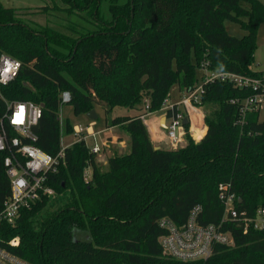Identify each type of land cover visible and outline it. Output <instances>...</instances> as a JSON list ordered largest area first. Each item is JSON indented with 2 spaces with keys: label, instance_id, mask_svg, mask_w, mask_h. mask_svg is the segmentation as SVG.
Masks as SVG:
<instances>
[{
  "label": "trees",
  "instance_id": "16d2710c",
  "mask_svg": "<svg viewBox=\"0 0 264 264\" xmlns=\"http://www.w3.org/2000/svg\"><path fill=\"white\" fill-rule=\"evenodd\" d=\"M45 1L31 14L61 19L58 28L26 21L0 1V56L21 62L18 76L0 85V134L4 126L9 137L17 136L4 120L7 103L32 102L41 107L34 144L58 156L62 132L74 130L60 119L62 94L69 92L67 104L76 116L102 106L107 128L122 126L130 151L110 156L102 171L87 142L66 147L47 173L46 185L55 197L43 195L22 208L14 224L2 221L0 247L32 264H264V230L244 223L264 209V112H243L244 101L254 94L251 88L205 84L201 105L214 107L206 117L207 133L200 141L188 134L187 144L176 149H155L143 114L110 115L116 107L140 105L144 113L161 111L174 86L182 94L202 81L206 63L209 70L264 84V74L254 69L264 4ZM226 21L247 34L230 35ZM7 155L0 151V214L12 194ZM230 195H236L239 217L224 220ZM198 206V222L221 226L234 244H218L211 257L193 263L166 256L159 221L183 225ZM17 237L19 244L10 246Z\"/></svg>",
  "mask_w": 264,
  "mask_h": 264
},
{
  "label": "built area",
  "instance_id": "2783aa9c",
  "mask_svg": "<svg viewBox=\"0 0 264 264\" xmlns=\"http://www.w3.org/2000/svg\"><path fill=\"white\" fill-rule=\"evenodd\" d=\"M21 62L7 54L0 56V85H5L14 80L20 71ZM202 81L189 91L181 94L179 101L167 99L161 111L157 113H144L141 118L148 125L149 116L152 114L163 115L166 118L165 130L168 143L173 149L179 148L184 142L186 129L193 125L196 115L202 118L203 128L206 129L204 112L201 113V102L205 92V84L210 82H229L239 88H251L254 94L249 96L243 105L244 116L250 112H264V84L262 80L232 72L209 70L208 63L201 67ZM71 100L69 92H63L62 102L67 104ZM41 117V107L32 102H9L4 120L16 132L17 136L9 137L7 130L2 129L0 134V151H8L4 160L6 172L11 181V197L6 201L0 214L2 221L14 224L22 208L32 206L43 195L54 198L56 192L46 185L47 173L58 164L59 158L64 156L63 147L56 157H52L39 149L34 142L37 135L34 127ZM185 118L188 125H184ZM207 130V129H206ZM72 144L93 139L94 145L90 146L93 153L99 155L104 151L108 141L98 142L99 132L89 133L87 128L79 126L73 130ZM71 144V145H72ZM88 173V172H87ZM86 178L89 175L86 174ZM223 198V195L221 196ZM236 195H230L225 201V218H238ZM202 208H194L187 222L177 225L169 219H161L159 226L164 229V234L159 238L163 253L183 263H193L207 260L212 256L214 247L218 244L233 245L234 239L229 232L221 230V226L202 225L198 222ZM244 216V214H243ZM245 228L253 225L255 229L264 230V209H260L255 219H244ZM17 239L10 242V246H17ZM0 264H32L5 248L0 247Z\"/></svg>",
  "mask_w": 264,
  "mask_h": 264
},
{
  "label": "rangeland",
  "instance_id": "374dc122",
  "mask_svg": "<svg viewBox=\"0 0 264 264\" xmlns=\"http://www.w3.org/2000/svg\"><path fill=\"white\" fill-rule=\"evenodd\" d=\"M0 1L3 3L5 7L18 10V12L22 14L24 20L26 21L30 22L31 20V22H35L44 26L49 25L55 28H58L57 26H60V23L64 24L61 19L58 20L54 16H48L41 13L31 14V11H36L37 9L45 6L46 5L45 0H0ZM260 1L264 4V0H260ZM225 26L228 33L232 36L242 38L247 34V32L236 23L226 21ZM254 69L264 74V24H262L258 30L257 50L255 53ZM170 96H171L170 101L172 100L179 101L181 93L179 92L177 86H174L172 88L170 92ZM138 107H116L114 108V110L111 112L110 115L112 117H116V116H136V115L144 114L142 108L143 105H140ZM213 109H214L213 104L201 106V113L204 112V116H205L204 119L205 124H206L207 115L210 113V111H213ZM93 110L96 111V114L98 116L97 119H90L87 117V114L76 116L74 114L72 106L65 104L62 106L61 109L60 119L63 125L69 122L73 126L74 130L78 129L79 126H82L84 128H87L89 133H93V132L101 133L98 142L101 143L103 139H105L104 141H108V143L107 146L104 148V151L101 154L97 155V161L100 163L99 165L100 169L102 171H106L108 169L107 162L110 156H113L114 154H125L130 151L129 142H128L129 138L126 131L120 125L112 126L110 127V129L107 128L106 126L107 114H106V110L102 106L97 105L96 108ZM158 116L159 114H152L151 116H149L147 122L148 125L146 126L148 128L150 138L152 139L155 146L158 148H161V146H163V148L166 149H173L172 145L168 143L166 132H164L163 129H161L160 131L158 128V125L156 123ZM196 116L197 117H194V120H192L194 124L193 125L191 124L186 129V136L190 134L194 140L200 141V138L205 137L206 129L208 128H207V124L205 130L201 128L200 126L203 127V122L201 121L202 118H200V116L198 115ZM262 116H263V112H262ZM152 117L155 118L152 119ZM158 138H160L159 141ZM161 138H166L165 140L163 139V142L166 143L165 145H162L163 143L161 141L162 140ZM75 140L76 139L74 138V133L63 134L62 132L63 147L71 145ZM87 144L89 146H93L94 145L93 139L87 140ZM186 144L187 141L184 140L183 143H180V146H184ZM88 173L91 172L88 171ZM15 239H17L20 242L19 237L14 238L13 240Z\"/></svg>",
  "mask_w": 264,
  "mask_h": 264
},
{
  "label": "water",
  "instance_id": "95a60500",
  "mask_svg": "<svg viewBox=\"0 0 264 264\" xmlns=\"http://www.w3.org/2000/svg\"><path fill=\"white\" fill-rule=\"evenodd\" d=\"M87 117L90 119H97L98 118L95 110H92L91 112H89L87 114ZM165 122H166V118L164 117L161 121V126L165 127L166 126ZM184 125H188V119L187 118H185V120H184ZM155 149L158 150L160 148L156 147Z\"/></svg>",
  "mask_w": 264,
  "mask_h": 264
},
{
  "label": "crops",
  "instance_id": "0c3cea01",
  "mask_svg": "<svg viewBox=\"0 0 264 264\" xmlns=\"http://www.w3.org/2000/svg\"><path fill=\"white\" fill-rule=\"evenodd\" d=\"M155 117H152V119H154ZM164 118V116L163 115H159L158 117H157V121H156V123H157V125H158V128H159V130L161 131V129H163V131L164 132H166V130H165V127H163V126H161V121H162V119ZM110 129V128H109ZM100 133V132H99ZM199 133V132H198ZM206 133H207V130H206ZM205 133V134H206ZM100 135H101V133H100ZM199 136H201V135H199ZM102 139V138H101ZM162 140V145H165L166 143L165 142H163V139L165 140L166 138H161ZM202 138H200V140H201ZM103 140H105V139H103ZM160 140V138H158V141ZM161 148H163V146H161ZM166 149V148H165Z\"/></svg>",
  "mask_w": 264,
  "mask_h": 264
},
{
  "label": "bare ground",
  "instance_id": "6f19581e",
  "mask_svg": "<svg viewBox=\"0 0 264 264\" xmlns=\"http://www.w3.org/2000/svg\"><path fill=\"white\" fill-rule=\"evenodd\" d=\"M200 125V124H199Z\"/></svg>",
  "mask_w": 264,
  "mask_h": 264
}]
</instances>
